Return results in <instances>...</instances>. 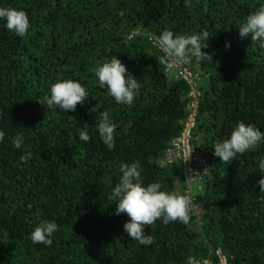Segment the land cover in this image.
<instances>
[{
	"label": "trees",
	"instance_id": "trees-1",
	"mask_svg": "<svg viewBox=\"0 0 264 264\" xmlns=\"http://www.w3.org/2000/svg\"><path fill=\"white\" fill-rule=\"evenodd\" d=\"M264 0H0L23 9L31 22L20 38L0 21V264H187L190 256L229 264H264V193L258 181L264 143L221 162L214 145L238 121L264 132V43L241 38L239 26ZM138 34L130 38L132 33ZM207 31V60L192 66L202 77L194 145L210 172L193 185L199 211L188 224L146 226L154 237L140 245L124 232L130 219L108 199L122 163L139 161L145 184L186 192L180 165L164 166L170 142L191 114L189 87L160 64L150 35ZM230 42V47L226 43ZM117 57L140 82L131 106L117 104L94 75L98 63ZM78 80L87 101L68 113L47 109L57 80ZM99 105L96 112L90 109ZM116 124L114 150L102 143L96 118ZM87 129L90 140H79ZM24 141L22 149L14 139ZM23 149L33 157L19 159ZM42 220L59 230L48 246L30 233Z\"/></svg>",
	"mask_w": 264,
	"mask_h": 264
},
{
	"label": "clouds",
	"instance_id": "clouds-1",
	"mask_svg": "<svg viewBox=\"0 0 264 264\" xmlns=\"http://www.w3.org/2000/svg\"><path fill=\"white\" fill-rule=\"evenodd\" d=\"M0 21L3 27L16 36L25 37L30 29L31 22L28 14L23 9L0 6ZM138 34V30H136ZM241 38L251 36L252 40L264 43V5L249 14L239 26ZM153 46L157 47L162 55L159 62L171 69L176 64L188 63L191 56L196 62L205 61L210 56L203 49L208 47L209 34L202 31L196 34H177L171 30H164L159 36L150 37ZM230 42L226 47H230ZM94 75L101 86L107 88V93L114 98L117 104L131 106L140 94V82L117 57L98 63ZM89 97L86 87L78 80L65 78L57 80L50 87L49 94L45 97L47 109L58 107L65 112L75 111L77 105H83ZM99 105L92 107L91 112H96ZM116 124L113 123L107 112H101L96 118V130L102 143L108 150L116 146ZM90 135L87 129L79 131V140L88 142ZM4 141V133L0 131V143ZM14 146L22 149L24 141L18 135L15 137ZM264 143V132L253 124L238 121L228 139L214 145V154L221 162L233 161L238 154L256 149ZM24 154L19 157L22 163L32 159L33 153L23 149ZM258 167L264 172V157L259 158ZM121 175L118 183L112 188L108 197L115 201L116 215L126 214L130 219L124 224V232L143 246L154 243V237L145 232L146 226L153 225L157 220L164 224L179 221L188 224L190 213L193 209V199L187 192H173L163 190L158 181L145 184L142 179L143 168L139 161L122 163L119 169ZM195 174V173H194ZM258 181L261 193H264V175ZM59 230V225L54 220H42L30 233L34 244L50 246L52 237ZM188 264H201L196 257L190 256ZM207 264V261H203Z\"/></svg>",
	"mask_w": 264,
	"mask_h": 264
},
{
	"label": "built area",
	"instance_id": "built-area-1",
	"mask_svg": "<svg viewBox=\"0 0 264 264\" xmlns=\"http://www.w3.org/2000/svg\"><path fill=\"white\" fill-rule=\"evenodd\" d=\"M136 35L137 33H132L130 38ZM150 37H152V35H150ZM150 41L152 42L151 39ZM168 71L176 72L177 76L188 85L189 98L191 99V114L185 123L182 133L170 142L162 160V164L164 166L180 165L183 182L188 187L186 192L189 193L193 199V210L198 212L199 204L190 187L195 185L201 188L199 186L200 183L204 181L205 177L210 172V166L203 151L197 148L193 143L197 109L199 99L202 97V77L199 71L193 68L190 58H188V63L176 64L173 68L168 69ZM216 256V261L212 259H197L201 261V264H203V261H207V264H229L227 257L221 251H218Z\"/></svg>",
	"mask_w": 264,
	"mask_h": 264
}]
</instances>
